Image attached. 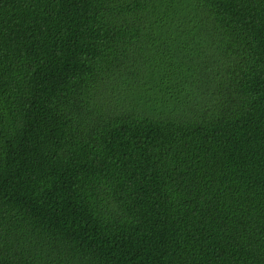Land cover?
Returning a JSON list of instances; mask_svg holds the SVG:
<instances>
[{
	"label": "trees",
	"instance_id": "obj_1",
	"mask_svg": "<svg viewBox=\"0 0 264 264\" xmlns=\"http://www.w3.org/2000/svg\"><path fill=\"white\" fill-rule=\"evenodd\" d=\"M0 264H264V0H0Z\"/></svg>",
	"mask_w": 264,
	"mask_h": 264
}]
</instances>
